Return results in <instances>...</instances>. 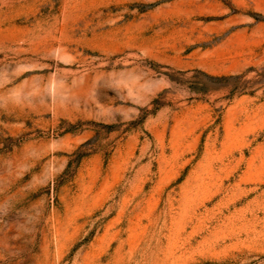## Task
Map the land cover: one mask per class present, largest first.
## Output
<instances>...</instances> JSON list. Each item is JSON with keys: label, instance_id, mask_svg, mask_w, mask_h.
I'll return each instance as SVG.
<instances>
[{"label": "rangeland", "instance_id": "obj_1", "mask_svg": "<svg viewBox=\"0 0 264 264\" xmlns=\"http://www.w3.org/2000/svg\"><path fill=\"white\" fill-rule=\"evenodd\" d=\"M0 264H264V0H0Z\"/></svg>", "mask_w": 264, "mask_h": 264}]
</instances>
